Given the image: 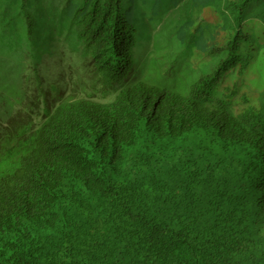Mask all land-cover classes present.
Returning <instances> with one entry per match:
<instances>
[{
    "label": "trees",
    "instance_id": "obj_1",
    "mask_svg": "<svg viewBox=\"0 0 264 264\" xmlns=\"http://www.w3.org/2000/svg\"><path fill=\"white\" fill-rule=\"evenodd\" d=\"M225 4L181 78L137 64L123 0L29 38L36 89L0 105V264H264V0Z\"/></svg>",
    "mask_w": 264,
    "mask_h": 264
},
{
    "label": "rangeland",
    "instance_id": "obj_2",
    "mask_svg": "<svg viewBox=\"0 0 264 264\" xmlns=\"http://www.w3.org/2000/svg\"><path fill=\"white\" fill-rule=\"evenodd\" d=\"M78 1L0 0V105L2 108L11 109L13 105L21 104L26 92L31 93L36 89L35 82L31 81L32 77L27 79L28 83H23L26 69H30L31 66L30 61L33 63L38 61L36 48L29 42V38L34 41L39 35H48L54 30L56 37L65 34L58 22L69 17L68 6ZM225 1L215 0L207 4L208 6L200 7L195 5V0H123L125 16L135 26L137 32L135 50L137 64L145 62L150 64L154 59L162 61L172 57L177 59L178 65L173 71L179 78L188 71L183 67H199L204 57L200 59L198 53H192L190 45L199 37V33H203V30L211 31L222 22L219 10L224 5L226 8ZM50 25L54 28L49 27ZM29 29L34 31L31 33ZM169 35H173V43L169 42ZM49 46L46 41L42 48L46 51V61L43 63L41 59L42 65L39 66L42 80L43 76L47 78L46 84L53 80L55 74L53 59L49 60V57L60 52L53 48L51 55L52 48ZM56 47L63 52L64 60L57 59L64 66L68 62L65 60L75 54L74 50L65 41H58ZM170 62L171 60H167L163 67L170 66ZM263 76V70L260 75H255L259 81L261 80L260 82ZM242 91H249L254 95L257 93L247 87Z\"/></svg>",
    "mask_w": 264,
    "mask_h": 264
}]
</instances>
